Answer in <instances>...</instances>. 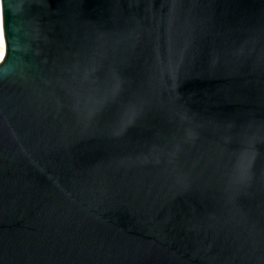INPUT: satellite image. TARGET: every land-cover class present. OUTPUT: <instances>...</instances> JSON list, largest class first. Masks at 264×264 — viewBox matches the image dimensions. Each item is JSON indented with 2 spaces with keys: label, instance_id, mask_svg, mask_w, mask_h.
Segmentation results:
<instances>
[{
  "label": "water",
  "instance_id": "obj_1",
  "mask_svg": "<svg viewBox=\"0 0 264 264\" xmlns=\"http://www.w3.org/2000/svg\"><path fill=\"white\" fill-rule=\"evenodd\" d=\"M0 9V264H264V0Z\"/></svg>",
  "mask_w": 264,
  "mask_h": 264
},
{
  "label": "bare ground",
  "instance_id": "obj_2",
  "mask_svg": "<svg viewBox=\"0 0 264 264\" xmlns=\"http://www.w3.org/2000/svg\"><path fill=\"white\" fill-rule=\"evenodd\" d=\"M4 53H5V42L2 32L1 9H0V61L2 60Z\"/></svg>",
  "mask_w": 264,
  "mask_h": 264
}]
</instances>
